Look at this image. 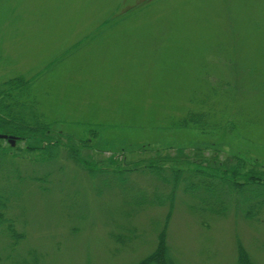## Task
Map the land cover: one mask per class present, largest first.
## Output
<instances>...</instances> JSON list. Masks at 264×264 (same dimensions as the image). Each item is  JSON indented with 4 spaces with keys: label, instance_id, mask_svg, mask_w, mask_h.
<instances>
[{
    "label": "rangeland",
    "instance_id": "374dc122",
    "mask_svg": "<svg viewBox=\"0 0 264 264\" xmlns=\"http://www.w3.org/2000/svg\"><path fill=\"white\" fill-rule=\"evenodd\" d=\"M16 79L66 150L46 166L26 146L47 142H16L23 179L40 182L9 205L24 237L0 230V264H138L156 251L170 208H129L89 169L129 172L126 196L142 200L161 189L150 163L264 168V0H0V83ZM190 114L200 124L181 127ZM190 205L180 192L167 222L177 264H240L242 249L264 264V212L256 223Z\"/></svg>",
    "mask_w": 264,
    "mask_h": 264
},
{
    "label": "trees",
    "instance_id": "16d2710c",
    "mask_svg": "<svg viewBox=\"0 0 264 264\" xmlns=\"http://www.w3.org/2000/svg\"><path fill=\"white\" fill-rule=\"evenodd\" d=\"M31 83L21 79L10 80L0 83V230L11 239L18 242L24 237L15 229L13 223L8 219L9 205L17 195L19 186L28 182H35L39 186V177H26L23 179L20 164L27 163L25 159L19 160L18 156L12 155L17 147H3L8 143L7 139L13 138L16 142L28 141L31 137L41 139L40 148L30 147L27 144L28 152L38 151L42 156L39 162L42 165H53L61 160V149L66 150L62 143L54 144L50 140L49 125L44 116L39 112L37 102L31 97ZM201 117L190 114L182 123L181 127L197 126ZM7 137V139H5ZM61 137V135H60ZM18 151V150H17ZM184 152L183 150L180 153ZM216 156L219 153L215 152ZM178 163H189L188 161H177ZM84 164V162H82ZM85 165V164H84ZM239 166L235 165L229 169H217L207 167L210 171H184L182 169H164L154 163H150L149 170L145 175L152 177L155 182L161 185V189L154 188L152 194L148 192L150 199H138V196H126V183L129 181L127 171L105 172L89 169L91 176L105 174L110 176L105 182L111 189H115L122 195L128 207L134 210L144 208L165 207L170 208L166 218L167 222L173 211V206L180 192L190 195L191 211H198L201 214H208L214 217L227 216L231 212L240 214L246 221L259 222L264 212V168L261 172L247 171L241 173ZM257 168V167H255ZM26 172L27 174L31 173ZM131 172V171H130ZM142 172V171H141ZM143 173V172H142ZM263 173V174H262ZM20 175L22 177H20ZM39 176V175H38ZM28 181V182H27ZM153 196V197H152ZM158 236L156 251L148 258L138 264H177L171 257L170 249L166 241L167 225ZM115 236V237H120ZM119 240V238H117ZM240 264H253L250 262L246 252L242 249ZM247 263H246V262Z\"/></svg>",
    "mask_w": 264,
    "mask_h": 264
},
{
    "label": "water",
    "instance_id": "95a60500",
    "mask_svg": "<svg viewBox=\"0 0 264 264\" xmlns=\"http://www.w3.org/2000/svg\"><path fill=\"white\" fill-rule=\"evenodd\" d=\"M5 139H7V137H5ZM9 143H10V145H11L12 147H15V145H16V140L13 139V138H10V139H9Z\"/></svg>",
    "mask_w": 264,
    "mask_h": 264
}]
</instances>
